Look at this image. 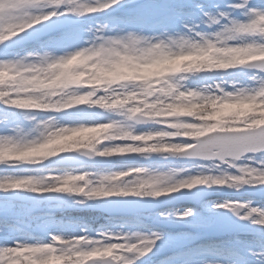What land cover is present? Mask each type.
I'll use <instances>...</instances> for the list:
<instances>
[{"label":"clouds","instance_id":"obj_1","mask_svg":"<svg viewBox=\"0 0 264 264\" xmlns=\"http://www.w3.org/2000/svg\"><path fill=\"white\" fill-rule=\"evenodd\" d=\"M154 7L141 0H29L23 7L16 0H0V46L21 45L0 62V71L8 73L0 77V135L18 141L14 151L38 153L0 163L40 168L65 159L62 154L79 157L73 145L87 148L85 156L122 157L126 149L111 142L145 134L142 126H149L148 134L179 137L176 145H204L172 155L205 160L193 171L160 179L126 180L131 173L123 171L102 182L87 172L22 175L19 190L0 184V201L43 199L35 194L47 193L74 201L106 198L113 204L149 206L181 188L226 190L243 203L226 201L211 209L212 215L227 219L230 230L219 242L224 254L211 264H264V147L243 143L249 133L192 139L198 129L250 126L260 119L241 109L253 100L264 104V27L256 29L264 23V3L197 5L192 14L174 13L171 26L167 19L148 25L130 15ZM209 50L208 59L154 77L145 74L155 65L204 57ZM74 57L77 63L67 69ZM250 57L258 59L249 63ZM124 66L135 74L119 72ZM34 211L22 209L11 217L9 212L0 220V256L13 264H26L24 256L34 251L62 257L64 264H113L112 259L90 260L96 253H112L116 264H174L172 256L161 253L177 237L156 224L195 219V211L181 219L156 214L153 223L110 215L93 227L59 219L54 212L43 220Z\"/></svg>","mask_w":264,"mask_h":264},{"label":"rangeland","instance_id":"obj_2","mask_svg":"<svg viewBox=\"0 0 264 264\" xmlns=\"http://www.w3.org/2000/svg\"><path fill=\"white\" fill-rule=\"evenodd\" d=\"M221 0H141V3L152 4L155 7L151 10L144 12H132L130 15L133 17L139 18L144 21L146 24L151 25L161 20H168L169 26H171V18L174 13H183V14H192L197 11V5H203L206 9L211 8L213 4L219 3ZM253 2L259 6L264 3V0H253ZM16 3L21 7L27 5L29 0H16ZM264 19V18H262ZM261 27H264V23L256 25L257 31ZM20 48L5 51L0 50V62L4 60L5 57L12 56ZM211 51V50H210ZM212 53V51H211ZM212 55V54H211ZM211 56H208L207 53L204 57H197L195 55H189L185 57L177 58L172 63H166L162 65H155L149 69L145 74L149 77H154L163 74L167 69L177 68L183 66L189 62H197L199 60L208 59ZM258 58V57H250ZM78 57H74L66 65L67 69L72 68L73 63L76 64ZM248 60V62H250ZM1 74L6 73V71H0ZM244 105H252L258 107L262 105L264 110V104H259L256 101H250ZM256 111V110H255ZM254 113V111H253ZM165 120L166 118H160ZM257 121V120H256ZM252 121L250 126L255 125L257 122ZM161 126L167 127V123L162 124ZM249 126H235V130L248 129ZM141 132L145 133L139 135L136 138L129 139H117L112 141L120 147L126 149V154L122 157H103L109 161V165L106 167L93 166V165H79V166H52L51 162H44V166L40 168H18L4 163H0V184H8L11 188H14L21 182L17 178L22 175H39L43 173L45 177H55V176H83L85 172L89 176L96 178L97 182H102L106 177L118 173V172H130L131 177H124V179H160L161 177L171 178L176 175H182L185 171H193L195 167L198 166L200 162H174L170 158H178L177 156L171 157L167 155L166 152H178L186 149L190 145H176V141L179 137L167 135V136H158L155 134H148V127L140 129ZM195 134H193L192 139H195ZM104 143H109V141H104ZM18 141H14L11 138L4 137L0 135V161H18L27 157H34L38 155L35 152H18L14 151L17 147ZM155 145V147H154ZM251 145V144H250ZM253 148L264 147V144L253 145ZM139 149H143L140 151ZM85 156H83L84 158ZM75 159H82V157H77ZM67 163L69 161H66ZM70 162H72L70 160ZM65 185H61L63 188ZM21 189V187L19 188ZM193 188H181L179 192L190 190ZM207 192L214 193H223L217 196L214 199L205 201L196 207H189L190 205H183L188 202L189 198L179 197L175 200H163L161 203L156 205H149L153 208L155 212H142L134 213L131 215H124L130 219L144 220L149 223H153L155 220L156 214H159L164 219H181L185 218L186 214L192 211H195V219H192L189 223H178L181 226L177 230H166L156 224L157 227L168 232L173 237H177L174 242L167 247L161 255H169L173 257L174 264H211V262L216 261L224 254L223 246L219 243L222 240L217 242L208 241L206 239L205 229L212 223V214L211 209L215 210V205L217 203H243V199L235 195L233 192L221 190L213 191L211 189L206 190ZM176 193V192H174ZM172 193V194H174ZM47 194V193H43ZM247 198V197H244ZM107 201L106 198H99L97 202H91L88 200L85 201H74L69 198L64 201H60V198L52 197L46 200L45 202L34 200L29 201L28 203H13L9 201H4L9 207V217L15 212H18L22 209H35L34 215H38L43 220L50 218L52 212L55 213V216L63 220H71L78 224H87L93 227H99L101 224L109 217L98 211H89L91 204L102 203ZM175 202L174 205L166 207L165 209H160L162 206L166 205L169 202ZM181 202V203H179ZM137 207V206H136ZM132 208L129 206L127 209ZM257 212L260 211L259 208L256 209ZM83 216V217H81ZM97 219L95 224H90L92 220ZM109 257L114 262L115 258L112 253L105 255L104 253H96L93 256L89 257ZM26 259H31L34 264H43L47 260L48 264H64V259L62 257L52 255L44 256L39 251H34L28 253L24 256ZM8 258L0 256V264H3V261ZM57 261V262H56Z\"/></svg>","mask_w":264,"mask_h":264},{"label":"water","instance_id":"obj_3","mask_svg":"<svg viewBox=\"0 0 264 264\" xmlns=\"http://www.w3.org/2000/svg\"><path fill=\"white\" fill-rule=\"evenodd\" d=\"M14 45H17V44H12V45H9L7 47L1 46V48H8V47H11V46H14ZM262 128H264V126L258 127L257 129L247 130V131H228V132H231V133H249V135H247V136L242 138V141L246 145L252 147L253 145L257 146L259 144H264V133H262L260 131V129H262ZM225 132H227V131H225ZM214 133H216V132H213V133H210V134L204 135V136H211V135H214ZM204 136H202L200 138H197V139H202ZM203 147H204V145H194L193 147H191L190 149H188V150H186L184 152H186V153L192 152L193 148H203ZM88 151L89 150L79 149V152H80L79 156H85V155H83V153L88 152ZM64 156H66V158L63 159V160L58 161L56 164H58V165H62V164H70V165L93 164V165H102V166H105L107 164V161H105L101 157L94 158L92 156H85L86 157L85 159L82 158V160L74 162L73 158L77 157V156L72 155V154H66ZM68 160H69V162L66 163V161H68ZM70 160L72 162H70ZM189 160L204 161L205 157H203V156H181V157H179V161H189ZM196 192L199 193V192H203V191L195 190V191L187 192V193H189L188 195H192V194H194ZM204 195H205L204 198H201L198 201L193 202V204L197 205L199 202H201L203 200L210 199V198L215 196V194H207V193H204ZM36 196H43L44 197L43 199H39V200H42V201H45L49 197H60L61 201H64L65 199H67L69 197V196L53 195V194L36 195ZM180 196H181V194L180 195H171L170 198H178ZM25 199H26V201H23V202H27V201H30V200H35V199H30V198H25ZM162 200H163V198H162ZM18 202H20V201H18ZM114 205H116V204H113V203H110V202H106V203H103V204H100V205H94L92 207V209L103 211V212L107 213L108 215H115V214L120 213V212H117L115 210ZM170 205H173V203H171ZM146 210L154 211V210L148 209L147 206H144L142 208H138V209H134V210H131V211H127L125 213L131 214V213H134V212H141V211H146ZM224 220L227 221V219L224 218V217H220V216H215L214 215L213 224L207 229V231L214 237H218V236L225 235V234H230L228 222H225ZM162 226L165 227V228H168V229H175V228L180 227V225H173L172 223L171 224H162Z\"/></svg>","mask_w":264,"mask_h":264},{"label":"trees","instance_id":"obj_4","mask_svg":"<svg viewBox=\"0 0 264 264\" xmlns=\"http://www.w3.org/2000/svg\"><path fill=\"white\" fill-rule=\"evenodd\" d=\"M124 68H125L124 70H123V68L120 69L119 72L126 73L127 75H134V74H135V70H134V69H130V68H128L127 66H125ZM241 110H242L244 113H246V114H253L252 111H251L249 108H242ZM213 118H214V117H210V119H213ZM260 122H261V123H264V112L261 114ZM217 126H219L218 128H221V129L226 130V129H229V128L235 126V125H233V126H231V127H221L220 125H217ZM75 139H77V137L74 138V139L72 138L71 140H75ZM77 146H80V145H73L74 148L77 147ZM20 187L22 188V184H20V186L18 187V190H19ZM67 187H68V185H67V186H64L63 188H67ZM24 259H25V258H24ZM25 261H26V264H34V263L32 262L31 259H25ZM7 262H8V264H13L12 259H8ZM47 264H48V263H47Z\"/></svg>","mask_w":264,"mask_h":264},{"label":"snow or ice","instance_id":"obj_5","mask_svg":"<svg viewBox=\"0 0 264 264\" xmlns=\"http://www.w3.org/2000/svg\"><path fill=\"white\" fill-rule=\"evenodd\" d=\"M9 214V207L4 201H0V220H6Z\"/></svg>","mask_w":264,"mask_h":264}]
</instances>
